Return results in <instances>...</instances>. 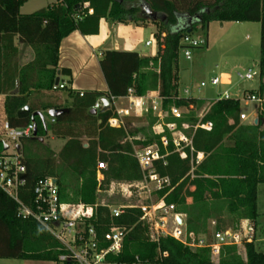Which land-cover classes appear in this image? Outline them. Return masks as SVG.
<instances>
[{"label":"trees","instance_id":"obj_1","mask_svg":"<svg viewBox=\"0 0 264 264\" xmlns=\"http://www.w3.org/2000/svg\"><path fill=\"white\" fill-rule=\"evenodd\" d=\"M29 0H0V94L5 95V114L13 128L33 122L37 136L20 140L21 155L27 167V184L20 191V200L29 204L35 183L44 177L57 178L61 200L95 206L94 216L86 219V227L93 226L99 237L113 225L123 229V246L118 255L109 254L106 260L118 264H264V252L258 242L246 243L245 258L234 247H224L218 258H212L209 248L192 250L173 237L153 241L150 225L143 221L141 205L124 209L122 215L112 218L110 203L102 194L112 184L140 182L144 174L134 156L141 137L147 145H157L163 159L154 163V170L169 184L154 192L156 199L174 204L177 213L186 215V229L196 236L207 235L211 222L214 230L237 227L241 221L255 222L258 186L264 184V101L258 111L259 123L254 126L252 138H242L240 105L238 100H218L209 107L197 124V111L204 101L179 96L178 57L185 35L200 26L207 29L210 22H259L260 87L264 92V0H56L51 5L30 14H22L21 7ZM93 12L90 14L89 10ZM152 14L149 16L147 11ZM153 25L158 53L143 57L136 51L105 50L100 53L99 65L108 87V93L87 91L82 97L70 87L54 89L58 71L60 82L71 76L69 68L59 69L61 41L74 31L83 35L99 32V22ZM18 42L31 47L34 58L26 64L18 61ZM200 45L199 47H201ZM68 79L67 83L70 84ZM18 88L17 94H11ZM132 89L137 96L148 91L158 92L163 99L164 123L176 122L179 128L190 123L184 132L192 145L181 152L171 143L172 132L166 126L155 130L160 121L149 111L146 118L134 125L124 118L120 127H112L109 119L116 117L113 107L91 112L98 99L125 97ZM247 92V93H246ZM69 100V103H68ZM68 103V104H67ZM172 105L188 111L179 120L170 113ZM29 106L32 113L48 114L50 109L68 108L69 111L47 124L41 117L19 119L18 111ZM191 106L194 107L191 108ZM233 120V123H230ZM211 124L206 130L201 125ZM198 125V126H197ZM61 138L65 143L59 151L44 142L48 136ZM169 138L168 145L162 137ZM84 139L86 141H84ZM86 144V146H85ZM3 142L0 141V150ZM198 153L203 158L198 160ZM106 162L97 180V164ZM243 166L249 174H241ZM19 204L0 188V259L51 261L60 264L66 253L63 245L44 226L32 218L18 215ZM257 229V227H256ZM106 244L101 243L104 247ZM166 254V255H165ZM65 264H75L66 261Z\"/></svg>","mask_w":264,"mask_h":264},{"label":"built area","instance_id":"obj_2","mask_svg":"<svg viewBox=\"0 0 264 264\" xmlns=\"http://www.w3.org/2000/svg\"><path fill=\"white\" fill-rule=\"evenodd\" d=\"M92 12L93 10L90 9L89 13L91 14ZM146 44L150 45L151 42L148 41ZM181 44L185 58L190 59V50L202 45V41L189 34L182 38ZM236 76L239 79L246 80L253 78L250 72L245 74L236 72ZM210 82L212 85L225 83L221 77L212 78ZM204 86H206V82L202 81L200 87ZM68 87L69 84L66 81L60 82V79L59 83L54 85V89H66ZM71 91L73 90L71 89ZM147 93L143 96H137L130 89L125 97L112 95L104 97L109 101L110 109L113 107L116 114V117L109 119L108 124L112 127L122 126L123 118L132 114L131 106H134L137 112L140 111L145 114L152 111L160 121L163 120L165 118L163 99L158 92ZM184 93V95L189 96L190 90L187 89ZM75 95L82 97L84 92L79 91ZM245 96L249 100H258L256 95L253 94H245ZM121 98H127L130 106L119 105L118 100ZM101 99H98L91 109L102 110L103 103ZM221 99L230 100L233 98H231L228 91H224L216 101ZM170 113L179 120L184 117L176 105L171 106ZM246 118L245 114H240V119L244 120ZM50 121V123H54L55 119L51 117ZM165 126L172 132L170 141L174 145L175 151L181 152V155L185 156L183 149L192 145L191 137L184 132V129H188L190 124L183 123V128H179L176 122L168 123ZM201 126L206 130L211 129L210 123ZM35 128L36 125L33 122L18 128L11 127L8 122L4 124L5 134L14 143V146L11 149L4 139H0L3 142V148L0 150V188L19 204V216L32 218L60 241L66 251L59 257L60 264H65L66 261H73L75 264H118L107 261L106 256L109 254L118 255L122 251L123 229L113 225L100 238L96 229L93 226L86 227L85 222L86 219L93 218L96 207L62 201L57 178L47 176L39 179L31 191L32 198L30 203L24 204L20 200V191L27 184V167L23 162L21 149L18 152L16 146L20 144L21 139L34 137ZM133 140L138 141V144L134 146V156L138 160L144 174L143 180L138 183L144 189H147L150 194L161 190L169 184V179L161 177L154 170V163L163 159L157 145H147L140 138ZM162 143L168 145L169 138L163 136ZM202 158L203 154L198 153V160ZM106 168V162H98V182L102 181L103 175L101 171ZM134 184H127V186L132 187ZM131 206L134 205H110L112 218L119 217L123 214L125 208ZM141 206L144 212L141 219L150 225V236L153 241L170 236L189 246L192 250L209 248L212 258H218L224 247H234L239 253V248L244 244L261 242L257 238L256 225L252 221L247 220L235 228H227L221 231L213 230L209 233L211 235L210 239L207 238L208 235H203L204 238H200V236L187 231V217L185 214L177 213L174 204H167L164 199H159L153 201L149 206ZM179 219L181 222L178 221ZM213 224L215 225V223ZM101 243L106 245L102 247Z\"/></svg>","mask_w":264,"mask_h":264},{"label":"rangeland","instance_id":"obj_3","mask_svg":"<svg viewBox=\"0 0 264 264\" xmlns=\"http://www.w3.org/2000/svg\"><path fill=\"white\" fill-rule=\"evenodd\" d=\"M55 1L29 0L21 7V13H33L53 4ZM115 26H118V24ZM154 29L156 30L152 25L143 28V34L138 46L140 53L148 54L153 49L154 45L146 46L145 42L153 40ZM192 35L202 41V46L190 50V59L185 58L182 50L179 52V96L188 97L184 95V91L188 89L190 90L189 96L198 97L210 103L217 99L224 90H227L231 98L239 100L242 111L246 113L253 112L260 103V94L254 92L258 100H249L245 96V91H259L260 87L261 24L250 21H213L209 23L207 29H202L198 26L192 32ZM111 36L114 37L115 32ZM236 72L243 74L250 72L253 78L251 80L239 79L236 76ZM223 73H230L232 75L231 86L227 88L222 85H212L211 79L220 77ZM202 81L206 82V86L200 87ZM179 109L183 115L188 111L185 107H179ZM46 117L49 119L48 114ZM139 123L140 121L135 122V124ZM2 138L12 149L14 143L7 138L6 134H3ZM44 142L55 150H58L64 144L63 139L53 138L52 136L45 137ZM102 200L105 203L116 205L138 204L149 206L157 199L154 193L150 194L147 189H144L141 184L136 182L132 187L123 184H112L110 189L102 194ZM257 203L255 224L257 226V238L261 240L257 248L264 252V184L258 186ZM211 227L209 233L212 232ZM207 235V238L210 239L211 235ZM200 238H204V236L201 235ZM239 252L245 258L246 254L243 247L240 248ZM0 264L57 263L51 261L0 259Z\"/></svg>","mask_w":264,"mask_h":264},{"label":"crops","instance_id":"obj_4","mask_svg":"<svg viewBox=\"0 0 264 264\" xmlns=\"http://www.w3.org/2000/svg\"><path fill=\"white\" fill-rule=\"evenodd\" d=\"M20 12H21V9H20ZM116 24H118V26H115ZM144 27L145 26H138L134 23H124V24L123 23H111L107 21L106 19H101L99 22V32L97 34L83 35L79 31H74L70 35L65 37L61 41L60 47H59L58 67L59 69L69 68L71 70V76L69 78H64V81L67 82L68 79L71 80L69 87H70V90L71 89L73 90L72 93L75 94L76 92H79V91H83V92L96 91V92H102L105 94L108 93V87H107L106 81L104 79V76L102 74V71L99 65V56L102 51H105V50L136 51L143 57L149 58V57L156 56L158 53V45L154 37L155 29L153 32V40L152 41L147 40L145 42L146 46L154 45L153 49L148 54H142L140 53L138 49L140 38H141V35L143 34ZM113 32H115V36H114L115 38L111 36ZM148 41L151 42L150 45L146 44ZM15 44L18 47V51H19L18 61L20 64H26L30 62L31 60H33L34 52L31 47L27 46L26 44L19 43L18 37L15 38ZM58 77L61 78L59 71H58ZM220 77L225 82L224 84H221V85L229 88L233 80L232 75L230 73H223ZM224 91H227V90H224ZM152 92H155V91H148L147 94L152 93ZM181 97H184V96L181 95ZM189 97L196 98L194 96H188V98ZM263 97H264V92H263ZM5 99H6V96L0 94V139H3L2 135L5 134L4 124L7 122V117H6L5 109H4ZM196 99L204 101V105L201 108V110L197 111L196 118L198 120L197 124H199L204 114L208 111L209 107L212 105V103L216 102L218 98L213 100L210 103L198 97ZM259 100H260L259 105L251 113H246L242 111V108L240 107V114L243 113L247 116V118L244 120L240 119V129H241L242 138H252L254 136V131H253L254 126H256L259 123L258 111L260 109L261 102L264 101V99L263 100L259 99ZM118 104L121 106H125V107L130 106L129 100L127 98L119 99ZM191 108L194 109L193 106H191ZM131 111H132V114L124 118H130L134 120L133 122L134 125H137L135 124L136 121H143L146 118V114L140 111L137 112L134 106H131ZM50 118H51L50 116H49V119L46 117L47 123L51 122ZM164 122H165L164 119L158 122V124L155 127V130L157 132H161L164 129V126H165ZM230 123H233V120H230ZM138 138L141 139V137H132V138L130 137L129 141H132L133 139H138ZM84 141L86 140L84 139ZM64 143H65V140H64ZM61 147L56 151H59ZM240 173L242 175L249 174L250 167L249 166L241 167ZM123 185L127 186V184H123ZM257 208H258V203H257ZM244 222L245 221H241L240 224ZM213 223L215 222L214 221L211 222L212 231L214 230V226H215ZM253 223L255 224V222ZM240 248H239V251H240Z\"/></svg>","mask_w":264,"mask_h":264},{"label":"water","instance_id":"obj_5","mask_svg":"<svg viewBox=\"0 0 264 264\" xmlns=\"http://www.w3.org/2000/svg\"><path fill=\"white\" fill-rule=\"evenodd\" d=\"M148 15L151 16V15H154V18H157V14H152L151 11L149 10H146ZM59 77L56 78V81H55V84H58L59 83ZM18 93V88H16L15 90H13L11 92V94H17ZM102 103H103V108L101 111H106V110H109L110 109V103L109 101L106 99V98H102L101 99ZM69 111L68 108H56V109H50L48 111V116L52 117V118H56L64 113H67ZM91 112L93 114H97L98 111L95 110V109H92ZM36 115L40 116L41 117V120L43 122V125L45 127V129L47 130V125H46V117L43 113L41 112H35V113H32L29 106H24L23 108H21L18 113H17V116L19 119H33ZM37 136V129L35 128L34 130V137ZM17 148V151L20 152V149H21V145L20 144H17L16 146ZM6 149H7V146H6ZM179 222H181V220L179 219L178 220Z\"/></svg>","mask_w":264,"mask_h":264}]
</instances>
